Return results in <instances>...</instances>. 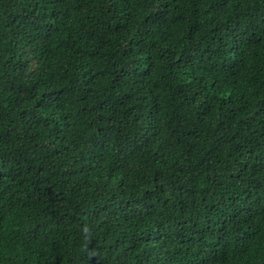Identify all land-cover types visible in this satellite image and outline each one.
I'll use <instances>...</instances> for the list:
<instances>
[{"label": "trees", "instance_id": "obj_1", "mask_svg": "<svg viewBox=\"0 0 264 264\" xmlns=\"http://www.w3.org/2000/svg\"><path fill=\"white\" fill-rule=\"evenodd\" d=\"M264 0H0V264H262Z\"/></svg>", "mask_w": 264, "mask_h": 264}, {"label": "snow or ice", "instance_id": "obj_2", "mask_svg": "<svg viewBox=\"0 0 264 264\" xmlns=\"http://www.w3.org/2000/svg\"><path fill=\"white\" fill-rule=\"evenodd\" d=\"M262 264H264V262H262Z\"/></svg>", "mask_w": 264, "mask_h": 264}]
</instances>
